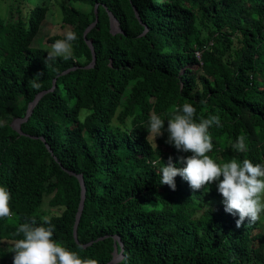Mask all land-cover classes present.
<instances>
[{
    "label": "trees",
    "instance_id": "16d2710c",
    "mask_svg": "<svg viewBox=\"0 0 264 264\" xmlns=\"http://www.w3.org/2000/svg\"><path fill=\"white\" fill-rule=\"evenodd\" d=\"M49 3L17 0L0 15V186L13 213L0 218V264H12L21 224L48 217L46 197L61 212L48 217L53 239L98 264H264V211L237 228L215 183L193 192L177 176L173 191L159 171L191 155L165 143L166 120L186 103L196 122L220 117L207 153L217 164H264V0L60 2L77 40L70 59L46 66L34 41ZM152 114L165 120L156 144ZM241 135L247 150L236 152Z\"/></svg>",
    "mask_w": 264,
    "mask_h": 264
},
{
    "label": "clouds",
    "instance_id": "9594fccd",
    "mask_svg": "<svg viewBox=\"0 0 264 264\" xmlns=\"http://www.w3.org/2000/svg\"><path fill=\"white\" fill-rule=\"evenodd\" d=\"M77 36L67 31L64 38L56 40L47 52L44 63L55 61L58 57L67 60L73 54V42ZM43 75V73L37 76ZM32 87L38 89L39 83L33 81ZM196 108L186 103L177 111L174 118L167 119V139L165 143L173 146L177 152L191 153L188 156L178 157L183 167H177L169 157L168 163L160 171V184L168 185L176 190L175 178L179 176L189 184L193 192H199L215 183L219 194L223 197L222 203L226 213L237 215L236 227L239 228L247 219L255 223L264 211V164H253L244 159L242 163L233 159L229 163L217 164L207 154L213 149L212 137L209 129L215 125L222 127L218 115L207 119L195 120ZM165 120L152 114L149 120L147 141L154 143L157 137L164 135ZM246 137L241 135L231 145L234 151L247 150ZM156 144V143H155ZM157 146V145H156ZM10 192L0 186V218L13 215L9 206ZM44 225H48L45 227ZM55 227L48 217L37 226L35 219L23 223L17 229V235L24 238L14 242L12 264H98L93 258H80L76 253L66 250L53 239Z\"/></svg>",
    "mask_w": 264,
    "mask_h": 264
},
{
    "label": "rangeland",
    "instance_id": "374dc122",
    "mask_svg": "<svg viewBox=\"0 0 264 264\" xmlns=\"http://www.w3.org/2000/svg\"><path fill=\"white\" fill-rule=\"evenodd\" d=\"M16 1L17 0H0V15L6 17L7 15V9L9 7V5L11 6V4L13 3L14 7L16 6ZM41 1H45L46 4H48V0H41ZM29 2L34 5L35 2H38V0H29ZM60 2L63 3H67V0H50L49 3V10L47 13V16L45 18V20L43 21L42 25H41V29L39 32L38 37L36 38V40L34 41V45L41 47L43 49H45L46 51H49L51 49V44H48L46 42V39L50 36H64V34L67 31H70V27L69 26H65L62 23L61 20V11H60ZM27 3H22V7H23V15L28 14V11L30 9L29 6L26 5ZM26 6V7H25ZM36 5H34L33 7H35ZM75 7L82 9V10H89V7L86 5H81V4H75ZM113 30L117 31L118 30V24L113 21ZM18 125V121H14L12 122V126L14 128H17ZM49 198H45V203H44V209L46 211H48V217L51 215H55V214H60V210L58 208H54L51 207L49 205ZM262 203H264V197H262ZM9 242H5L4 245L5 246H9L12 247L11 244H8ZM118 257V256H117Z\"/></svg>",
    "mask_w": 264,
    "mask_h": 264
},
{
    "label": "water",
    "instance_id": "95a60500",
    "mask_svg": "<svg viewBox=\"0 0 264 264\" xmlns=\"http://www.w3.org/2000/svg\"><path fill=\"white\" fill-rule=\"evenodd\" d=\"M95 13H96V21L85 31V33H84V37L86 38V35H87V31L91 28V27H93L95 24H96V22H97V20H98V11H97V6H96V9H95ZM110 16H111V19L113 18L112 17V15L110 14ZM112 21H113V19H112ZM88 44H89V46L91 47V50H92V53H93V61H92V64H91V66L95 63V61H96V58H95V50H94V47H93V45H92V41L91 40H89L88 41ZM39 97L40 96H38L37 98H36V100L34 101V103H33V106L37 103V101H38V99H39ZM32 106V107H33ZM32 107H31V109H32ZM31 109L29 110V113H28V115H27V117L29 116V114H30V112H31ZM24 120H26V119H24ZM17 129H18V131H20V124H19V122H18V125H17ZM82 176H80V180L82 181ZM84 200H85V195H84V190H83V193H82V199H81V202H80V206H79V211H78V214H77V220H76V224H75V226H74V236H75V238H76V240H77V226H78V223H79V219H80V216H81V212H82V208H83V205H84ZM117 253H116V251H115V258L112 260V263L113 262H116V261H118L119 260V257H117V255H116Z\"/></svg>",
    "mask_w": 264,
    "mask_h": 264
}]
</instances>
